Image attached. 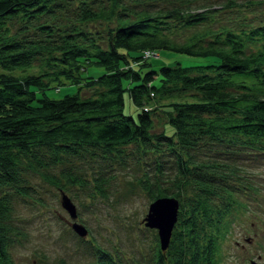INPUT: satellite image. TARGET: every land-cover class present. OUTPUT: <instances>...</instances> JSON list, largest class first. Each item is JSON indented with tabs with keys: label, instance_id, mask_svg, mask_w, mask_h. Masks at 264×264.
<instances>
[{
	"label": "trees",
	"instance_id": "trees-1",
	"mask_svg": "<svg viewBox=\"0 0 264 264\" xmlns=\"http://www.w3.org/2000/svg\"><path fill=\"white\" fill-rule=\"evenodd\" d=\"M102 19V31L88 25ZM210 19L201 0H0V264H14L10 249L24 237L15 203L33 196L27 175L86 183L59 166L81 151L92 163L132 158L149 173L140 179L149 202L178 199L153 264H219L221 206L235 202L229 176L239 181L228 173L241 154L264 153V23L210 31ZM145 50L207 62L155 69ZM105 180L91 177L101 196ZM98 251L96 264H111Z\"/></svg>",
	"mask_w": 264,
	"mask_h": 264
},
{
	"label": "rangeland",
	"instance_id": "rangeland-1",
	"mask_svg": "<svg viewBox=\"0 0 264 264\" xmlns=\"http://www.w3.org/2000/svg\"><path fill=\"white\" fill-rule=\"evenodd\" d=\"M99 1L103 0H96ZM226 1L201 0L210 5V31L220 23L230 25L237 19L264 23V0H230L241 5L234 10L223 7L222 3ZM57 17L63 18L60 28L65 29L69 25L66 17ZM88 25L102 31L107 27V21L96 20ZM203 28L196 27L195 30ZM148 59L155 69L163 63L180 62L185 66L207 62L163 50ZM253 152L241 154L239 162L235 161L237 168L228 173H234L239 181L233 175L228 177V187L236 189L230 191L235 202L221 206L227 208L222 211V218L229 226L219 240V264H264V153ZM92 161L88 152L81 151L69 156L68 164L62 162L59 165L72 166L77 176L85 177L83 184L61 182L60 186H55L36 174L27 175L34 190L32 197L16 199L15 217L20 220L24 237L10 249L14 264H96L100 254L98 247L109 256L111 264H153L157 231L145 227L142 222L149 204L147 193L140 188L146 166L127 157ZM148 169L154 171L152 162ZM164 169L167 173L172 172L168 164ZM91 177L106 179L105 196L93 191ZM61 192L74 203L76 220L87 229L84 236H79L70 227L72 219L60 204ZM225 201L223 198L219 205ZM239 201L242 205L238 206ZM163 255L166 257L167 253Z\"/></svg>",
	"mask_w": 264,
	"mask_h": 264
},
{
	"label": "water",
	"instance_id": "water-1",
	"mask_svg": "<svg viewBox=\"0 0 264 264\" xmlns=\"http://www.w3.org/2000/svg\"><path fill=\"white\" fill-rule=\"evenodd\" d=\"M60 204L72 219L70 224L72 230L79 236H84L87 233V229L84 225L77 222L76 207L63 192H61ZM178 207L179 201L177 198L170 196L158 197L149 202L147 211L142 219L144 226L157 230L159 248L163 251L168 246L172 229L177 220Z\"/></svg>",
	"mask_w": 264,
	"mask_h": 264
},
{
	"label": "built area",
	"instance_id": "built-area-1",
	"mask_svg": "<svg viewBox=\"0 0 264 264\" xmlns=\"http://www.w3.org/2000/svg\"><path fill=\"white\" fill-rule=\"evenodd\" d=\"M142 55H143L142 56L143 58H150V57L154 56V53L152 51L145 50L142 52Z\"/></svg>",
	"mask_w": 264,
	"mask_h": 264
}]
</instances>
